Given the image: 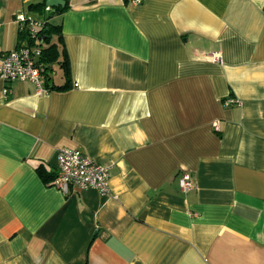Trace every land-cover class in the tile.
Instances as JSON below:
<instances>
[{
  "label": "crops",
  "instance_id": "crops-1",
  "mask_svg": "<svg viewBox=\"0 0 264 264\" xmlns=\"http://www.w3.org/2000/svg\"><path fill=\"white\" fill-rule=\"evenodd\" d=\"M29 2L0 0V53ZM66 2L70 89L0 80V264H264V0ZM62 148L109 193L45 184Z\"/></svg>",
  "mask_w": 264,
  "mask_h": 264
},
{
  "label": "built area",
  "instance_id": "built-area-1",
  "mask_svg": "<svg viewBox=\"0 0 264 264\" xmlns=\"http://www.w3.org/2000/svg\"><path fill=\"white\" fill-rule=\"evenodd\" d=\"M17 19L20 28H27L28 37L33 40V44L24 43L13 50L0 53V80L4 83L13 80L29 82L35 86L38 94L46 93L44 81L46 75L51 73L37 61L40 55V47L37 46L38 30L43 27V23L40 20L26 18L23 14H19ZM73 86L77 87V84L74 83ZM7 92V88L4 87V93ZM225 104L234 105L238 104V101L234 97H229ZM212 127L219 131L218 121H214ZM109 170V164H96L78 149L62 148L56 155V177L53 186L64 194L86 189L108 194ZM179 185L181 190L186 192L193 186L192 179L185 174L179 179Z\"/></svg>",
  "mask_w": 264,
  "mask_h": 264
},
{
  "label": "trees",
  "instance_id": "trees-1",
  "mask_svg": "<svg viewBox=\"0 0 264 264\" xmlns=\"http://www.w3.org/2000/svg\"><path fill=\"white\" fill-rule=\"evenodd\" d=\"M66 2V0H65ZM27 11L31 15H41L43 27L38 30V43L40 47V55L38 62L43 65L44 69L50 73L57 68L61 73L62 83H54L51 74L46 75L44 86L50 90L66 91L70 89V68L67 52L63 42L61 24L51 21L52 17L58 16L68 10V4L65 3L63 8H48L46 9L45 0H30L27 4ZM28 18V16H26ZM19 40L25 41L27 45L33 44V40L28 37L27 28H21L19 33ZM22 43H19L21 46ZM52 80V83L50 81ZM35 171L41 180L47 185H53L56 173L49 169L45 164L39 162Z\"/></svg>",
  "mask_w": 264,
  "mask_h": 264
},
{
  "label": "water",
  "instance_id": "water-1",
  "mask_svg": "<svg viewBox=\"0 0 264 264\" xmlns=\"http://www.w3.org/2000/svg\"><path fill=\"white\" fill-rule=\"evenodd\" d=\"M65 3V0H45V6L48 8H63Z\"/></svg>",
  "mask_w": 264,
  "mask_h": 264
},
{
  "label": "rangeland",
  "instance_id": "rangeland-1",
  "mask_svg": "<svg viewBox=\"0 0 264 264\" xmlns=\"http://www.w3.org/2000/svg\"><path fill=\"white\" fill-rule=\"evenodd\" d=\"M58 71H59V70L56 68L55 71L52 72L53 74H51V75H52V78H53V79H55V76H56V74H57Z\"/></svg>",
  "mask_w": 264,
  "mask_h": 264
}]
</instances>
